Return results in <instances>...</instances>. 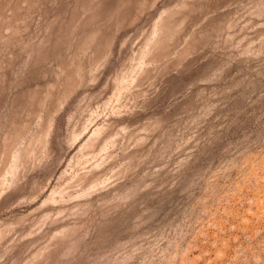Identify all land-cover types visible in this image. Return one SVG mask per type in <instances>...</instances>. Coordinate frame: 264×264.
<instances>
[{
    "label": "rangeland",
    "instance_id": "obj_1",
    "mask_svg": "<svg viewBox=\"0 0 264 264\" xmlns=\"http://www.w3.org/2000/svg\"><path fill=\"white\" fill-rule=\"evenodd\" d=\"M0 264H264V0H0Z\"/></svg>",
    "mask_w": 264,
    "mask_h": 264
}]
</instances>
